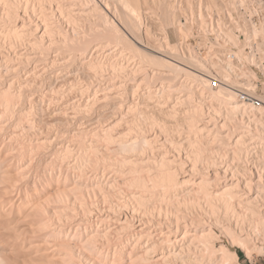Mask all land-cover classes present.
Segmentation results:
<instances>
[{"label":"bare ground","instance_id":"bare-ground-1","mask_svg":"<svg viewBox=\"0 0 264 264\" xmlns=\"http://www.w3.org/2000/svg\"><path fill=\"white\" fill-rule=\"evenodd\" d=\"M92 1L86 4L84 0L86 5H80L82 9L77 6L79 9L75 13L78 15L80 12L84 17L79 19L72 15V9L77 5L75 2L79 5L78 0H0V25L8 32L2 30L5 33L3 37L20 40L25 47L22 50L20 46L19 50L10 48L9 52L3 49L5 42L0 41V264H240L233 248L241 250L249 261L255 256H264V99L255 94L256 74L245 68L246 64L254 65L263 72L264 77V4L259 0H238L234 6L232 0H221V10L213 0H208L204 10L199 11L198 7L190 10L186 20L168 8L165 19L177 36L181 33L184 38L191 37L193 26L190 18L195 16L199 39L204 44L209 43L208 36L214 35L238 50L236 53L229 51L215 37L210 39L212 43H209L208 50L205 48L207 56L198 58L200 55L196 57L195 51L189 49L184 53L180 50L182 53L179 55L177 47L173 49L167 41L164 47L168 51L162 53H159L162 49L160 46H157L158 52L155 51L159 42L152 44H156L153 49L148 46L150 41L147 46L141 44V40L134 35L143 24L139 6L143 7L150 0L143 2V5L141 0H111L110 3L120 5L125 13L126 22H120L123 25L118 24V27L112 23L116 21H110L106 15V11L118 15L115 7V10L109 7V0ZM253 1L255 5L249 3ZM250 7L257 9L251 11ZM143 8L145 11V6ZM143 13L145 15L147 12ZM254 14L262 18L259 28L251 22ZM108 18L113 25L107 21ZM205 18L209 19L210 25L205 23ZM79 20L84 24L86 22L90 28H78ZM97 20L104 22L103 27L114 28L113 31L108 28V32L112 31L113 34L107 32V27H101L100 33L98 29L101 23H94L99 25L96 27L90 22ZM149 20L151 23L152 19ZM93 26L94 30L98 28L97 34L88 33ZM244 28H248L249 33ZM103 30L111 36L108 41L113 40V46L127 51L119 52L123 57L128 55H125L129 57H125V61L134 60L138 67H119L121 62L118 64L117 58L113 57L116 63L111 64L113 70L109 67L112 70L110 77L107 70V73L102 72L106 73L105 80L104 74H100L101 66L105 63L87 62L88 59H83L85 56H78L86 61V69L89 72L92 70L93 74L84 72L89 73L86 78L94 76L96 82L93 86L84 84L86 81L78 82L80 73H77V69L82 73L86 69L79 66L74 68L79 76V80L74 82L76 86L80 83L94 88L90 99H85L90 102L89 109L80 103L81 95L76 93V88L74 92L75 84L66 91L61 90L60 85H54V77L50 74L53 69L50 68L52 72L49 70L48 74V68L44 69L46 63L42 70L40 67L30 68L34 61H38L36 65L46 62L50 52L69 53L72 56V52L79 50L84 54L90 50L93 41L94 45L104 40L108 42L107 33L100 40ZM147 32L144 33V36L148 35L145 39L149 37ZM236 33L244 34V46H240ZM10 40L8 42L13 43ZM11 43L5 45L11 47ZM15 43L14 46L21 44ZM182 46L183 43L178 47L181 49ZM246 49L249 51L246 52ZM211 52L219 54L221 58L214 57ZM55 56L57 58L58 55ZM56 58L54 60L59 61L64 57ZM64 59V62L67 61ZM97 59L100 61L98 57L91 58ZM61 60L59 62L63 63ZM49 61L50 65L52 61ZM82 61L79 64H85ZM67 66L63 69L66 67L68 70ZM123 72L125 77L119 75ZM156 76L160 78L158 80H165L166 84H163L167 90L174 84L176 89L177 86L187 87L181 89L188 93V97L184 96L188 102L183 98L184 102L180 101L183 105L179 103L178 107H187L188 112L192 106L189 115L183 117L188 126V133H184L194 136L200 133L202 136L198 134L201 136L198 141L193 136L196 139L190 141V138L188 144L183 140L186 146L180 141L175 144L172 140L182 132L171 139L173 135L170 136V131L179 121L176 123L174 118L176 122L171 123L170 128L165 123L164 126L158 122V126L157 120L160 119L156 117V121L151 120L156 115L150 118L144 111L140 112L144 114L143 117L150 118V123H146L153 125L150 128L155 127L158 132L149 133L150 128L147 133L139 130L145 122H141L138 128L135 123L139 120L134 118V123L132 114L130 120L126 117L128 115L126 119L122 117L125 120L124 123L119 122L123 124L121 128H118V120L122 118L117 117L116 121L113 117L114 124L108 121L112 110H116L115 106L120 109L118 115L122 112L121 116L127 108L126 111L130 110L135 115L140 109L148 111L147 104H142L147 110L139 104L140 107H137L140 109H137V104H132L133 99H136L135 103L138 101L134 98L136 90L139 95L144 92L141 91L144 88L141 82L137 81H144V86L150 82L147 80ZM238 79L243 84L238 83ZM106 82L114 84L107 85ZM137 83L142 87L140 90L136 89ZM262 86L261 90L264 91V82ZM90 87L86 89L91 92ZM67 88H70L69 85ZM150 91L147 90L148 93ZM194 92L197 96H203L201 104L206 108L208 106L209 110L204 112L203 105L194 103L195 98L191 100ZM238 92L246 93L251 99L258 100L259 104L241 102ZM107 93H110V101ZM143 95L144 98L146 94ZM148 97L145 96L146 99ZM70 99L75 103H71L72 110H69ZM63 100H69L66 109L59 107ZM141 100V103L150 104ZM206 100L216 101L219 106H213ZM111 105L114 108L110 112V109L105 111ZM124 105L127 108H123ZM86 109L88 112L83 111ZM100 109H104L100 112L106 114L97 115ZM175 110L169 114H176ZM150 111L153 112V109ZM164 111L159 109L157 112L162 114ZM100 120L103 125L99 123ZM106 121L110 123L105 125ZM182 122L184 125L185 122ZM58 133L66 134V144L60 142L62 146L59 147L54 137L61 138L64 134L59 137L56 136ZM171 152L175 155H171ZM222 240H226L230 247Z\"/></svg>","mask_w":264,"mask_h":264},{"label":"rangeland","instance_id":"rangeland-1","mask_svg":"<svg viewBox=\"0 0 264 264\" xmlns=\"http://www.w3.org/2000/svg\"><path fill=\"white\" fill-rule=\"evenodd\" d=\"M80 1H81L82 4H80ZM91 1H92V0H89V1H88V0H85V3L87 4V2H88V4H91ZM94 1H97V0H94ZM107 1H108V0H107ZM147 1H148V0H147ZM158 1H159V2H158ZM158 1L155 0V2H154V0H150V2L148 1L149 3L147 2L148 4L143 5V4H144L143 2L146 3V0H143V1L141 0V4L143 3L142 5H143V7L145 6V9H146L145 11H143L144 8H143L141 5L139 6V7H140V8H139V9H140L139 12H140L141 15L143 14L142 17H141V15H140L141 19H143V20H140V21H141V23H143V24L140 26L141 28L139 27V29H138L139 31L136 30V31L134 32V35H135L137 38H139V39L141 40V44H142L143 46L146 44V46H147V44H149V41H150V45H151V47H150V45H148V46H149V48H152V49H153V47L159 42L158 45H156V47H155V49H156L155 51L158 52V48H157V46H160L159 48L162 47V49H161V52H159V53H162L164 50H165V51H168L167 48L165 49V47H166L165 44H166V41H167V42L170 44L171 47L173 46V47H172L173 49H174V48L176 49V47H177V50H176V51H177V53H178L179 55H180L182 52H183V53L186 52V51H184V50H188V49H189V51H190V50H191V51L193 50V52L195 51L194 53H196V55H195L196 57H198V56L200 55L198 58H201L203 55H205V57H206L207 54H208V51H206V49L208 50V47L210 46L209 43H210V42L212 43V40H210V38H209V43L207 42L206 44H204V43L199 39V38H200V37H199L200 34H199L198 30H197V21H196L197 18H196L195 16H191V18H190V23H191V25H192L193 28H194V29L191 28V32H192V35H193V36L191 35V37L187 36V37L184 38L183 35H182L181 33L178 34V36H177L176 33H174L175 30L173 29V27H172V26L166 21V19H165V12H166V10H167L168 8H169V9H172L173 11H175V14H177V15H178V13L181 14V16L185 17L184 19L186 20V18H188V17L190 16V10H193L194 8H197V7H198L197 9H199V11H202V10L205 9L206 4L209 3L210 0H209V1H208V0H199V1H198V0H191V2H190V0H189V2H188L189 4H188L185 0H184V2H182L183 0H162V1H161V0H158ZM163 1H165V3H163ZM167 1H168V2H167ZM213 1H214V3L217 5V7H219L221 10L223 9L221 0H213ZM222 1L224 2V0H222ZM249 1H251V0H249ZM259 1H261V3L264 4V0H259ZM78 2H79V5H78L77 2H75V4H77V5H75L74 8L72 7V8H73V9H72V10H73V14H72V15H73V16L75 15V16L78 17V18H79V17H80V18H81V17L84 18V17L82 16L83 14H81L80 12H79V14H80L81 16H78L79 14L77 15V13H75V11L78 12L77 9H79V8L82 9L81 6H82L83 4H85V3H83L84 0H78ZM110 2H111V0H109V2H108V4L110 5L109 7H111V10H113L114 7H115V9H116L117 12H118L117 14L120 16V17H119V16L117 15V16H118V19L116 18L117 16H115L116 14H115L114 12L111 13V12H109V11H106V10L104 9V7H102L103 5H100V7H102V9H103L104 11H106V15H108L107 17L110 18V21H112L113 19H114L113 21H116V22H112V23H113L114 25L116 24V26L118 27L120 24H122V23H120V22H123V23L126 22L125 13H124L123 9L120 7V5H118V4H114V3H110ZM185 2H186V3H185ZM232 2L234 3V6H235V4L238 2V0H232ZM92 3H93V1H92ZM249 3H250L251 5H253V4L255 5V2H254V1H253V2H249ZM86 4H85V5H86ZM111 4H114V5L111 6ZM166 4H168L169 6H166ZM80 5H81V6H80ZM77 6H79V8H77ZM75 7H76V8H75ZM112 7H113V9H112ZM190 7H191V8H190ZM141 8H142L143 10H142ZM254 8H255V7H254ZM115 9H114V10H115ZM255 9H256V8H255ZM141 10H142V11H141ZM194 10H195V9H194ZM71 12H72V11H71ZM143 12H147V13H145V15H144ZM84 14H85V13H84ZM146 14H147V15H146ZM148 14H149V16H151V17H149ZM263 14H264V11H263ZM113 15H114V16H113ZM233 15H234V14H233ZM147 16H148L149 18L152 19V20H151V21H152L151 23L149 22L150 20H149V18H148ZM233 17H235V15H234ZM80 18H79V19H80ZM109 18L107 19V21H108L109 23H111V22L109 21ZM119 18H120V19H119ZM147 18H148V19H147ZM100 19H101V18H100ZM144 19H145V20H144ZM146 19H147V20H146ZM101 20H102V19H101ZM117 20H118V21H117ZM119 20H122V21H119ZM79 21H80V23H81L82 20H79ZM79 21H78V22H79ZM237 21H238V19H237ZM90 22H91V23L93 22V23H92L93 25H95L94 23H98V24L101 23V24H99V25H100L99 29L97 28V29L99 30V32H100L101 29H105V28L107 27L106 25H105V27H103V26H104V22H103V21L100 22V21L97 20V21H90ZM102 22H103V23H102ZM145 22H146V23H145ZM80 23L77 24V27L79 26L80 29H81V28H85V29H81V30H87L88 28H90V27H87L86 22H85V24L82 22L81 25H80ZM109 23H108V25H111V24H112V23H111V24H109ZM148 23H149V25H148ZM205 23H206L207 25H208V24L210 25V21H209V19L205 18ZM82 24H83L84 27L82 26ZM98 24H96L95 26L98 27V26H99ZM113 24H112V25H113ZM118 24H119V25H118ZM144 24H146V25H144ZM240 24H242V23H240ZM101 25H103V26H101ZM122 25H123V24H122ZM143 25L145 26V30H144V26H143ZM151 25H152V26H151ZM0 26H1V25H0ZM95 26L91 27V30L89 29L91 32L89 31L88 33H91V34H92V32H93V34H97V33H96V30H97V29L95 28V30H94V27H95ZM79 27H78V28H79ZM101 27H102V28H101ZM110 27H111V26H110ZM146 27L149 28V29H150L149 32H152V33H148L147 31H148L149 29L146 30ZM151 27H152V28H151ZM257 27L259 28V27H260V24H258ZM100 28H101V29H100ZM108 28H109V26L106 28V29H107V32H108ZM119 28H120L121 31H122V28H121V27H119ZM227 28H228V29H231L230 27H227ZM109 29H110V28H109ZM111 29H112V31L114 30V28H111ZM111 29H110V30H111ZM192 29H193V30H192ZM2 30L5 31V33L7 32L6 30L2 29V26L0 27V37H1V38H0V41L2 40V41H1L2 43L5 42V44H9V43H11V42H8V41H9L10 39H12V40H10V41L13 42V43H11V44H13V45L10 44L11 47H10V46L7 47V45L4 44L3 49L9 51L10 48H11V50H12V48L14 49V47L17 48V49L19 50V46H20V49H21V50H22L23 48H25V47L23 46V43H22L20 40H16V39L14 40L12 37H9V40H8L7 37H3V35H4L5 33H4ZM93 30H94V31H93ZM98 30H97V31H98ZM152 30H153V31H152ZM103 31H104V32H102V33H104V34H103V36L101 35V39H100V40H103V39L105 38L104 36H106L105 34H106L107 32L105 33V30H103ZM112 31H111V32H112ZM123 31H124V30H123ZM123 31H122V32H123ZM244 31L247 32V33H249V29H248V28H247V29L244 28ZM1 32H2L3 34H1ZM94 32H95V33H94ZM111 32H108V33H111ZM145 32H147V34H149V37H150V39H149V37H148L149 40H148V39H145V38H147V36H148V35H147V36H144V33H145ZM233 32H234V30H233ZM7 33H8V32H7ZM100 33H101V32H100ZM108 33H107V36H106V38L108 37V38H107V41H108L109 37H111V36L108 35ZM111 34H113V32H112ZM111 34H110V35H111ZM123 34H125L127 37H129V35L126 34L125 31H124ZM150 34H151V35H150ZM189 34H191V33L189 32ZM189 34H188V35H189ZM6 35H8V34H6ZM6 35H5V36H6ZM181 35H182V36H181ZM236 35H237L238 37L240 36V37L238 38V42H239V43L241 42V43H240V46H241V45L244 46V45H243V44L245 43V36H244V34H243V33H236ZM8 36H9V35H8ZM151 36H152V37H151ZM103 37H104V38H103ZM144 37H145V38H144ZM182 37H183V38H182ZM211 37H212V38H215L216 36L211 35ZM4 38H7V39L5 40ZM151 38H152V39H151ZM212 38H211V39H212ZM216 38H217L218 43H219L220 45H225L226 48H227L229 51H231V52H233V53L238 52V50H237L235 47H233L231 44H229L228 42H226V40H224L223 38H221V37H216ZM98 39H99V37H98ZM111 39H113V35H112V38H111ZM184 39H185V40H184ZM100 40H98V42H99ZM145 40H147V41H145ZM152 40H153V41L155 40V41H154V42H151ZM14 41H15L16 43H15ZM17 41H18V42H17ZM19 41H20V42H19ZM111 41H113V40H109L108 42H105V40H104V42L102 41V42H99L98 44H96L97 41L95 40V44H96V45H94V41H93V42H92V45H93V46H92L91 44H90V46H92V47L89 46L90 50L88 49V51L85 52L84 54H83L81 51L79 52V50H76V51H78L80 54H79L78 52L76 53V51H74V53H73V52L71 53L72 56H71L69 53H67L68 55H70V57H69L67 54H66V55H67L68 57H67L66 55H62V54H58V53H53V54H54V55H53L52 52H50V55L48 56V58H49L50 61H52V62H50L49 59L46 60V62H45V61H44V62L39 61V62H41L40 64L43 65V66H42V65H36V63H37L38 61H34V62H32L29 66H30V68H32V67H33V68H39V67H40V69H41V67L43 68V67H44V64L46 63L45 66L47 65L48 67L46 66V68L44 67V69L46 70V69L48 68V69H47L48 74L50 73V72H49L50 68L53 69V72H52V69L50 70L53 74H52V73H50V74L54 77V82H55L54 85L57 86V87H60V86H61L60 88H63V89H61V90H65V91H66V89H67V90H68V89L70 90L71 87L74 86V84H75L74 82L78 81L79 79H80L81 81L79 80L78 82H80V83H84V82L86 81V83H84V84H88V85L91 84V85L93 86V84H96V82H95L94 79H93L94 76H93V77H90L91 79L88 78V77H89L88 74L91 73L92 70L89 72V71L86 69V66H87L86 61H87V62L92 61L91 63H93V61H94V63H95V62H97V63L100 62L101 65H102V63H105V64H103V66H101V67H103V68L100 69V74H104L103 76L105 77V80H106V73H107V71H108L107 76H108V78H109V77H110V74H109V73H110V71L112 72V70H113V69L111 68V64H112L113 62L116 61L113 57L117 58V61H118L117 63H118V64L121 62V63H120L121 65H120V64L118 65L119 67H120V66H122V67H127V66H130V65H132V67H138V66H137L138 63H137L136 61H134V60H132V62H131V61H130L131 59H129V61H128V63H127V62L125 61V57L128 56V55L125 54L126 56H125V55H124V57H123V55L121 56L119 52L124 51V50L122 49V50L120 51L119 49H121V47L118 46V48H117L116 45L113 46L114 41H113V42H111ZM144 41H145V42H144ZM180 41H181V42H180ZM182 41H183V42H182ZM1 42H0V43H1ZM6 42H7V43H6ZM200 42L203 43V45H201ZM14 43H15V44H17V43H21L22 45H21V44H17L18 46H17V45L14 46ZM111 43H113V44H111ZM153 43H156V44H155V45H152ZM181 43H183L184 46H182L181 49H180V47H178V46H180ZM159 44H160V45H159ZM2 45H3V44H2ZM137 45H138V44H137ZM200 45H201L202 48L199 47ZM204 45H206L207 47H206V46L204 47ZM5 46H6V47H5ZM164 46H165V47H164ZM22 47H23V48H22ZM114 47H116L117 49L114 48ZM138 47H140V48L142 49V46H141V45H138ZM231 47L235 48V50H233ZM199 48H200V49H199ZM205 48H206V49H205ZM115 50H118V51L116 52ZM180 50H182V52H181ZM89 51H91V54H92L93 57H91V54L89 53ZM159 51H160V50H159ZM9 52H10V51H9ZM197 52H198V54H197ZM206 52H207V54H205ZM75 53H76V54H75ZM87 53H88V54H87ZM123 53H127V51H124ZM211 53L213 54L214 57H216V58H221V56H220L219 54L214 53V52H211ZM55 54L58 55L57 58H56ZM73 54H75V55H73ZM78 54H79V55H78ZM85 54H86V55H85ZM89 54H90V56L88 57ZM115 54H116V55H115ZM117 54H118V55H117ZM60 55H62L64 58L67 59V61H65L66 63L63 61L64 58H62V60L59 59V61L61 60V61H63V63L54 60V57H55L56 59L62 57V56H60ZM76 55H77V57H76ZM80 55H81V57L85 56V58L83 57V59H88L89 61H88V60L85 61V60H83L82 58L78 57V56H80ZM111 55H112V56H111ZM113 55H114V56H113ZM201 55H202V56H201ZM39 56H40V55H39ZM39 56H38V59H41V57H39ZM53 56H54V57H53ZM59 56H60V57H59ZM65 56H66V57H65ZM73 56H74L75 58H74ZM116 56H118V57H116ZM119 56H120V57H119ZM71 57H72V59H70ZM86 57H87V58H86ZM95 57H96V58H97V57L100 58V61H99V59H97L98 61L91 60V58H92V59H96ZM105 57H106V59H105ZM107 57H110V58L108 59ZM205 57H203V58H205ZM51 58H52V60H51ZM68 58H69V60H72V61H69ZM73 58H74V61H75L76 63L78 62L77 65H75V64H76L75 62H73ZM101 58H102V60H104V61H102ZM103 58H104V59H103ZM111 58H112L113 60H112ZM118 58H119V59H118ZM120 58H121V59L124 58V60L122 59V60H123V61H122ZM127 58H129V57H126V59H127ZM66 59H64V60H66ZM77 59H80V60L82 59L83 61H85V64H84V62L81 60V61L83 62V63H81V64L84 65V66L86 65V66L83 67L81 64H79L81 61L79 62V60L77 61ZM110 59H111V62H110ZM106 60L109 61V62H107ZM114 60H115V61H114ZM135 60H136V59H135ZM47 61L50 62V65H49V63H48ZM53 61H55L54 64H53ZM101 61H102V62H101ZM119 61H120V62H119ZM35 62H36V63H35ZM56 62L61 63V64L57 65L58 63H56ZM68 62H69V63H72V62H73V63L70 64V66H69V63H68ZM106 62H107L108 64H107ZM125 62H126L127 64H126ZM129 62H131V63L135 62L136 64L133 63V64H134V65H133V64H131V63H129ZM34 63H35L34 66H36V67L33 66ZM55 63H56V65H55ZM74 63H75V64H74ZM115 63H116V62H115ZM122 63H123V65H122ZM37 64H38V63H37ZM63 64H64V65H63ZM67 64H68L69 68H67L68 70H66V67H65V68H64V69L66 70V71H65V70L63 69V67H64L65 65L67 66ZM60 65H62V66H60ZM71 65H74V66H71ZM80 65H81V66H80ZM93 65H95V64H93ZM104 65H105V66H104ZM108 65H110V66H108ZM125 65H127V66H125ZM37 66H38V67H37ZM50 66H51V67H50ZM55 66L57 67V69L55 68ZM58 66H59V69H58ZM68 66H67V67H68ZM78 66H79L81 69H86V71L83 70V73H82V70H81V72H79V68L77 69ZM249 66H250V65L247 66V64H246V67H245V68H248L247 70H249V72H250V71H252V73L254 72V74H256L255 76L257 77V78L255 79V81H254V85L257 84V85H256V88H255V94H258L257 97L264 99V98H263V97H264V93H263L264 91H262V90H263L262 83L264 82V77H263V75H262L263 72H262L259 68H257L256 66H254V67H256L255 69H254V67H251V68H250ZM60 67H61L62 69H61ZM70 67H71V68H70ZM82 67H83V68H82ZM106 67H107L108 69H106ZM109 67H110L112 70H111ZM74 68H76L78 72L75 71ZM104 68H105V69H104ZM54 69H56L55 71H57V72H55ZM60 69H61V70H60ZM102 69H103L104 71H103ZM109 69H110V70H109ZM250 69H251V70H250ZM41 70H42V69H41ZM59 70H60V71H59ZM62 70H63V71H62ZM70 70H71V71H70ZM105 70H107V71H105ZM74 71H75V72H74ZM87 71H88L89 73H88V74L86 73L87 75L84 74V72H87ZM54 72H55V73H54ZM63 72H64V73H63ZM69 72H70V73H69ZM76 72L81 74V75L79 74L80 77L77 76L78 74L76 75ZM102 72H106V73H102ZM209 72H212V71L209 70ZM68 73H69V74H68ZM73 73H74V74H73ZM123 73H124V72H123ZM123 73H122V74L119 73V75H120V76L123 75L122 77H125V73H124V74H123ZM148 73H149V72H148ZM56 74H57V76H56ZM65 74H66V75H65ZM91 74H93V73H91ZM91 74H90V76H91ZM111 74H112V73H111ZM159 74H160V73H159ZM159 74L156 73V75H159ZM213 74H214V73H213ZM64 75H65V77H64ZM67 75H68V76H67ZM84 75H85V76H84ZM149 75H151V73H149ZM60 76H62V77H60ZM73 76H75V77H73ZM83 76H84V77H83ZM86 76H88V77L86 78ZM151 76H152V75H151ZM160 76H163V75L160 74ZM57 77H58V78H57ZM72 77H73V78H72ZM78 77H79V79H78ZM157 77H158V76H156L155 78H152V77H151V79L147 80V81H150V82H146V83H145V85L148 83V84L146 85V87H145V85L143 86L144 81H141L140 79H138V81L136 80V81L139 82V83L141 82L140 85H141L142 87H144V88H142L141 86H139V83H137L138 85H136V89L139 88V90H140V87H141V88H142L141 91H144V92L139 91V93L141 92L140 95H141V94L143 95V93H144V95L146 94L145 96L148 97V96H150V93H151V94L153 93L150 97L154 96L155 94H156V96H154L153 98L148 97V98L146 99L144 95H143L144 98L142 97V95L140 96V95L138 94V90H136V93H135V94H137V95H134V98H135V97L137 98V100H138L137 103H135V102H136V99H133V98H132L133 101H134V102L132 101V102H133L132 104H134L133 106H135V104H137L136 107L139 106V105H141V107H142L144 104H145V105L147 104L146 108L148 107V108H147V109H149L148 111H150V109L152 108V109H153V112H151V111L148 112V111H145V110H141V109L139 108V107H140V106H139V107H137V109H140L141 111H140V110H137L136 115H135V114L132 113L130 110H128V111H130V112L128 113V111H126L128 108L126 107V105H124L123 108H127V109L123 110V112H124L123 114H124V115L121 116V115H122V112H121V115H120V114L118 115V113H120V112H119L120 109L118 110L117 106H115V107H116V110H114L115 108L111 105L112 107L109 106L108 108H105V111H107L108 109H110L108 112H110V111L112 110V108H114L113 110L115 111V112H114V111L112 110V112H111L112 115H111V116L109 115L110 113H109V114L107 113V115L110 116V119H109L108 121H110V122L112 123V118H113V117H115V118H114L115 120H116L117 117H118L119 119H121L122 117L126 119V117H127V118H129V120H130V119H132V117H131L132 115L135 116V117L133 116V120H134V118H135V120L137 119V120H139V121H140V120H144V119H142V118L147 119V120L140 121V122H139V121L136 122L135 120L133 121L134 123L136 122L135 125L139 128V127L142 125L141 122H145V123H146V121H148V122L150 123V120H149V119L151 118V115H152L153 117L156 115L154 118H151V120H154V119H155V121H156L157 119H160L162 122L160 123V120H157V124H158V122H159V124H163V125H164V123H165V125L167 124L168 127H169V126H172V124H175L176 120H177L176 123H178V121H179V123H180V124L178 123V124H179V127H182L183 129H182V128L179 129L178 124H175V125H177V126H175V125H174V126L177 127L179 130H178L177 128H175L174 126H172V127H171V131H170V136H171V134L173 135L172 137H170L171 139H173V137H176L177 134H179L180 132H182V133H180V135H178V136L175 138V140H174V139L172 140V141H174L175 144H177L176 142H179V141H180V143H182V144H184V146H186V144H188L190 141H194L196 138H197V141H198V139H200V137L202 136L200 133H198V134H200L201 136L198 135L197 133H196L197 136H194V135H192V134H185V133H184V132H187V133H188V129L186 128V126H187V125H186V122H185L186 118H183V117H185V114H186V117L189 115V111H191V110H189V109H190L192 106L189 107V109L187 110L188 112H186L187 107H182V108L185 109V110H182V108L178 107L179 105H180V106L183 105L182 102H184V101L186 100V98H184V96H185V97H188V96H186L188 93H187V92H183L184 90H182L181 88H184V87H180V88H179V86H177V88H178L180 91L177 92L178 89H176L175 84H174L173 86H171V87H173V89L175 88L176 90H175V89H174V90L172 89V91H171V87H168V86H167V87L170 88V90H167L166 86H164V85L166 84L165 80H164V79H163V81H162V79H161V80H158V79H160V78L157 79ZM69 78H70V79H69ZM71 78H72V80H71ZM76 78H77V79H76ZM83 78H84V79H83ZM108 78H107V80H108ZM60 79H61V80H60ZM63 79H64V80H63ZM65 79H66V80H65ZM87 79L91 80V82L93 81L94 83H90V81L88 82ZM96 79H97V78H96ZM154 79H155V80H154ZM156 79H157V80H156ZM184 79L186 80V78H184ZM262 79H263V81H262ZM55 80H56V81H55ZM67 80H69V81L67 82ZM98 80H99V79H98ZM98 80H97V81H98ZM139 80H140V81H139ZM153 80H154V81H153ZM239 80H240V81H239ZM83 81H84V82H83ZM151 81H152V82H151ZM237 81H238V83L240 82V84H243V81L241 82V79H238ZM61 82L64 83V84H61ZM65 82H66V84H65ZM69 82H72L73 84H70ZM87 82H88V83H87ZM108 82H109V81H108ZM108 82H106V83H108ZM142 82H143V84H142ZM80 83H79V85H80ZM97 83H99V82H97ZM106 83H105V84H106ZM163 83H165V84H163ZM110 84L113 85L114 83H108L107 85H110ZM115 84L118 85V83H115ZM59 85H60V86H59ZM63 85H64V87H62ZM65 85H66L67 87H68V85H69L70 88H67ZM72 85H73V86H72ZM79 85L76 86V84H75V87H73V88H74V92H75V88L78 89V90H80V91L82 90V92H85V93H81L80 91L76 90V93H78V94L80 93L79 95H81V98H82V96L85 97V98H82V99L80 98V100L83 102V103H82V102H80V103H81L82 105H84V106H85V105L88 106V107H87V106L84 107V106L81 105V107H84V108H88V109H89V106H90L89 103H90V102L87 101V100H85V99H86V98H87V99H88V98L90 99V96H91L92 93H93L92 90H94V88L91 89L92 86L90 87V86H88V85H83V84H81L80 87H79ZM117 85H115V86H117ZM127 85H128V84H127ZM176 85H177V84H176ZM81 86H82V88H83L84 86H87L88 88L90 87L91 92H90L89 89H86L87 87H85V88L82 89ZM174 86H175V87H174ZM163 87H164L165 89H164ZM257 87H258V88H257ZM79 88H80V89H79ZM149 88H150V89H149ZM186 88H187V87H186ZM186 88H184V89H186ZM144 89H145L146 91H145ZM162 89L164 90V92L162 91ZM238 89H239V88L237 87V90H238ZM261 89H262V90H261ZM83 90H85V91H83ZM86 90L89 91V92H87ZM147 90H149V91L151 90L152 92L150 91V92L148 93ZM166 90H167V91H166ZM161 91H162L163 94L160 93ZM174 91H176V92H174ZM214 91H216V88H214ZM67 92H68V91H67ZM86 92H87V93H86ZM168 92H169V93H168ZM157 93H160L163 97H161V95H158ZM164 93H165L166 95H165ZM167 93H168V94H167ZM170 93H171V94H170ZM173 93H174V94H173ZM83 94H84L85 96H84ZM87 94H89V96H88ZM147 94H148V96H147ZM164 95H165L166 97H167V95H169V98H168V97H167L168 99L165 98ZM191 95H192V94H191ZM194 95H195V97H193ZM197 95H198V94H197L196 92H194L193 96H190V97H192L191 100L195 98V101H194V100H192V101H194V103L196 102V104H200V105L202 106L203 104H201V103H202L201 97H203V96L201 95V97H200V95H199V96H197ZM87 96H88V97H87ZM107 96H108V97H107L108 101H110V100H109V98H110V93H107ZM138 96H139L141 99H143V101L146 100L145 102H148V101H149V103H150L149 105H151V106L149 107L148 103H143V102L141 103L142 100H141ZM158 96H159V98H160V97H161L162 99L164 98V99H163V102L161 101V100H162L161 98H160V99L158 98ZM79 97H80V96H79ZM155 97H156V98H155ZM197 97H199L200 100H198ZM138 98H139V99H138ZM149 98L151 99V101L149 100ZM157 98H158L159 100H158ZM183 98H184V101L182 100ZM196 98H197V99H196ZM89 99H88V100H89ZM64 100H65V98H64ZM64 100H63V102H61V101H62V100H61L60 103H59V107L61 106L62 109H64V107H65V106H68V104H69V103H68L69 100H68V101H64ZM70 100H72V99H70ZM140 100H141V101H140ZM164 100H165V102H164ZM178 100H179V101H178ZM86 101H87V102H86ZM157 101H158V102H157ZM159 101H160V102H159ZM180 101H182V102H180ZM197 101H198V102H197ZM207 101H208V100H206V102H207ZM74 102H76V100H74ZM84 102L87 103V104H84ZM138 102H140V103H138ZM151 102H152V103H151ZM185 102H188V101L186 100ZM199 102H200V103H199ZM208 102H210V104L213 105V106H215L216 104H218V103H216V101H208ZM211 102H213V103H211ZM62 103H64V104L66 103V105L63 104V105H64V106H63ZM71 103H73V100L70 101L69 106L71 105ZM77 103H79V102H77ZM80 103H79V104H80ZM157 103H159V104H160V103H163V104L158 105ZM179 103H180V104H179ZM73 104H75V103H73ZM73 104L70 106L69 110L72 108ZM138 104H139V105H138ZM142 104H143V105H142ZM156 104H157V105H156ZM164 104H165V105H164ZM178 104H179V105H178ZM184 104H185V103H184ZM186 104H188V103H186ZM214 104H215V105H214ZM145 105H144V106H145ZM153 105H154V106H153ZM161 105H162V106H161ZM174 105H176V106H174ZM255 105H258V104H255ZM62 106H63V107H62ZM69 106H68V107H69ZM144 106L142 107V109H143V108L146 109ZM159 106H160V107H159ZM165 106H166V107H165ZM173 106L176 107V108H174ZM184 106H185V105H184ZM186 106H187V105H186ZM188 106H189V105H188ZM206 106H207V104H206ZM216 106L218 107L219 105H216ZM68 107H67V109H68ZM167 107H168V109H167ZM177 107H178V110L176 111L175 109H177ZM203 107H204V108H203ZM157 108H158V109H157ZM161 108H163V109H161ZM173 108H174V109H173ZM65 109H66V107H65ZM88 109L83 110V111L88 112ZM106 109H107V110H106ZM147 109H146V110H147ZM159 109H160L161 111H162V110L164 111V110L166 109V110H165L166 112L164 111L165 114H164L163 112H162V114H160V113H159L160 111L157 112ZM180 109H181V112H180ZM202 109L204 110V112H206V110L208 109V106H207V108H206L205 105H203V106H202ZM69 110H68V112H69ZM71 110H72V109H71ZM102 110H104V109H100V110H98V111L100 112V111H102ZM168 110H169V111H168ZM172 110H173V111H174V110L176 111V114H175V113H172V114H175V115H174L175 117L172 116L171 113L169 114V112H171ZM208 110H209V109H208ZM98 111H97V115L99 114V115L101 116V114L104 113V112H102V113L100 112V113H99ZM117 111H118V112H117ZM138 111H139V112H138ZM143 111H144V113L147 112V116L150 117L149 119H148V117H147V118H146V117H143L144 114H143V115L141 114ZM155 111H156V113H155ZM167 111H168V112H167ZM173 111H172V112H173ZM113 112H114V113H113ZM125 112H127V114H125ZM140 112H141V113H140ZM178 112H179V113H178ZM70 113H71V111H70ZM115 113H116V114H115ZM138 113H139V114H138ZM151 113H152V114H151ZM177 113H178V114H177ZM181 113H183V114H181ZM187 113H188V114H187ZM78 114H79V113H78ZM104 114H106V113H104ZM130 114H132V115H130ZM148 114H150V115H148ZM153 114H155V115H153ZM159 114H160L161 116H160ZM167 114H169V116H171L172 118L169 117ZM126 115H128V116H126ZM137 115H138V118H139V119L136 117ZM139 115H140V116H139ZM141 115H142V116H141ZM145 115H146V114H145ZM162 115H163V116H162ZM176 115H177V116H176ZM181 115H182V116H181ZM183 115H184V116H183ZM109 116H108V117H109ZM119 116H120V117H119ZM125 116H126V117H125ZM129 116H130L131 118H130ZM164 116H165V117H164ZM156 117H157V119H156ZM162 117H163V118H162ZM177 117H180L181 120H179V118H177ZM213 117H214V115H213ZM123 118L121 119L122 121H121V120H118V126H119V127H118V126H116V127L121 128V127L123 126L122 123H124L123 120H125V119H123ZM140 118H141V119H140ZM174 118H175L176 120H175ZM182 118H183V119H182ZM215 118H216V117H215ZM114 119H113V120H114ZM167 119H168V120H167ZM173 119H174V120H173ZM101 121H102V120H100L99 123H100ZM116 121H117V120H116ZM163 121H165V122H163ZM166 121H168V122H166ZM169 121H170V122H169ZM182 121L185 122L184 125L181 124V123H183ZM102 122H103V121H102ZM102 122L100 123L101 125H103ZM110 122H107V121H106V122H104V124L106 123V124L108 125V123H110ZM119 122H122V123H119ZM148 122H147L146 124L143 123V125L140 127L139 130H141L142 132H145V133H147L150 129H151V130L149 131V133H150V132H153V131L158 132L157 129H154L155 127L150 128V127L153 126V125H149ZM138 123H140V124H138ZM168 123H170V125H169ZM171 123H172V124H171ZM203 123H204V122H203ZM106 124H105V125H106ZM112 124H114V122H113ZM120 124H122V125L120 126ZM137 124H138V125H137ZM144 124H145V125H144ZM147 124H148V125H147ZM159 124H158V126H159ZM205 124H206V123H205ZM116 125H117V124H116ZM139 125H140V126H139ZM165 125H164V126H165ZM146 126H147V127H146ZM154 126H155V125H154ZM156 126H157V125H156ZM173 127H174V129H173ZM187 127H188V126H187ZM145 128H146V130H145ZM148 128H150V129H148ZM169 128H170V127H169ZM181 129H182V131H181ZM175 130H178V131H175ZM183 130H184V131H183ZM186 130H187V131H186ZM146 131H147V132H146ZM173 132H174V133H173ZM175 132H177V133H175ZM61 134L63 135L64 133H58L56 136L59 135V137H61ZM182 134H183V137L181 136ZM194 134H195V133H194ZM175 135H176V136H175ZM184 135H185V137H184ZM186 135H187L188 137H187ZM65 136H66V134H64V136H62L61 138L54 137V139L56 140L55 143H57V141H58V143H57L58 145L56 144L57 147L66 144V141L64 140V139H65V138H64ZM193 136L196 137V138H194ZM178 137H179V138L181 137V138H183V139L180 140ZM186 137H187V138H186ZM192 137H193L194 139H193ZM198 137H199V138H198ZM184 138H186V139H184ZM190 138H191V139H190ZM60 139H61L62 141H61ZM189 139H190V141H189ZM192 139H193V140H192ZM63 140H64V141H63ZM183 140L186 141V142H185L186 144L184 143ZM181 141H183V142H181ZM188 141H189V142H188ZM60 142H61L62 145L59 144ZM62 142H63V143H62ZM64 142H65V143H64ZM187 146H188V145H187ZM146 151H147V150H146ZM140 152H142V151H140ZM142 153H145V152H142ZM145 154H146V153H145ZM147 154H148L147 156L150 157V154L148 153V151H147ZM172 154L175 155L174 152H171V155H172ZM118 155H119V154H118ZM222 243H224L227 247H230V246H229V243H228L226 240H222ZM263 249H264V245H263ZM233 250H235L236 253L238 254V258H239V263H240V264H264V256H257V257L255 256L254 259H253L252 261H249V260L245 257L244 253H243L241 250H239V249H234V248H233Z\"/></svg>","mask_w":264,"mask_h":264},{"label":"built area","instance_id":"built-area-1","mask_svg":"<svg viewBox=\"0 0 264 264\" xmlns=\"http://www.w3.org/2000/svg\"><path fill=\"white\" fill-rule=\"evenodd\" d=\"M251 6V5H250ZM256 8V7H255ZM254 7L252 8V7H250V10L251 11H254V10H256ZM260 14H262V13H260ZM263 15V14H262ZM262 21V18H261V16H259V14H254V15H252V18H251V22L254 24V26H258V24H260V22ZM240 37V36H239ZM238 37V38H239ZM211 39L212 37H211V35L210 36H208V39ZM233 50H235V48H233V47H231ZM249 51V49H246V52H248ZM250 68L251 67H254V65H250L249 66ZM248 69V68H247ZM238 94H239V99H240V101L241 102H245V103H252V104H259V102H258V100H256V99H251L246 93H244V92H238Z\"/></svg>","mask_w":264,"mask_h":264}]
</instances>
